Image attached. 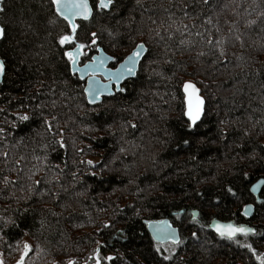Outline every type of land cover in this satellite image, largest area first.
<instances>
[{
	"label": "trees",
	"instance_id": "16d2710c",
	"mask_svg": "<svg viewBox=\"0 0 264 264\" xmlns=\"http://www.w3.org/2000/svg\"><path fill=\"white\" fill-rule=\"evenodd\" d=\"M0 8L3 264L17 262L25 243L32 250L24 264H96L97 249L102 264H260L264 188L256 199L250 186L264 178V0L94 7L90 20L78 21L76 40L90 45L82 62L96 46L115 57L112 67L138 42L147 48L124 91L94 105L63 55L73 45H59L69 29L51 1L2 0ZM185 81L195 82L206 102L192 131L183 114ZM247 203L254 205L248 219L241 214ZM163 218L181 244L152 239L147 222ZM213 219L255 233L221 238L209 228Z\"/></svg>",
	"mask_w": 264,
	"mask_h": 264
},
{
	"label": "snow or ice",
	"instance_id": "6c2138e0",
	"mask_svg": "<svg viewBox=\"0 0 264 264\" xmlns=\"http://www.w3.org/2000/svg\"><path fill=\"white\" fill-rule=\"evenodd\" d=\"M2 2V0H0ZM205 4L208 3V0H203ZM51 5L54 7L55 14L61 17L64 21L67 22L70 28V34H64L59 37V45L61 47L67 45H74L73 50L63 52L64 57H66L67 61L71 66V71L73 74L79 72L80 79H84L85 75L88 76L89 80V87L85 90L89 96V103H95L98 95L102 93V88L93 89V84L96 83L95 76L97 74L105 75L107 79L115 80L119 82L121 79L126 77H133L136 73L137 64L140 62L142 58V53L146 52L147 49L143 43L137 44L130 55L123 60L119 67L110 69L106 66L107 60H115V57H109L103 54V50L97 48L98 52H101L99 56H93L90 58V62L85 64L83 67H80V57L86 56L87 53L84 51L85 48L90 47V45L79 43L76 40L77 31L79 25L76 23L77 19L88 21L94 15V7L98 8L99 10H111L115 6V0H98V4L93 5L90 3V0H51ZM4 9L0 8V12ZM187 15V13H186ZM206 23L211 24V18H209ZM187 29L188 25L183 26ZM6 31L3 27H0V39L5 37ZM197 35H202L201 33H197ZM91 45L97 44V33H91ZM239 39V37H237ZM209 44H212L213 41L209 40ZM216 45H220L221 41L216 40ZM205 53L201 52L199 55L203 56ZM219 56L224 57L226 56V52L223 48L219 50ZM6 71V62L3 59H0V76H3ZM107 87V85L103 86ZM120 91H124V89H120ZM183 93H184V116L187 120V127L190 131L195 130L198 127V124L201 122L203 116L205 115V100L201 95L200 88L197 87L196 83L193 81H185L183 83ZM18 119L21 122H27L30 120L28 115H20ZM55 119V117L53 118ZM47 128L49 131L52 130V124L48 121H45ZM131 127L135 128L136 125L132 124ZM3 129H0L2 132ZM185 144H188L189 141L185 140ZM61 147L64 146L63 142H60ZM5 155H7L5 153ZM88 164L91 165L92 161H88ZM245 178H247V174H245ZM39 184V181H36ZM264 185V179L259 180L255 185H253L251 191L257 192L261 186ZM227 191L235 196L236 193L233 191L232 188H228ZM248 207L246 206L244 209V213L247 214ZM194 216L197 215L196 213L193 214ZM149 227H152L156 232V236L154 237L159 242L160 240H171L173 244L179 245L182 241L179 239V236L176 233V230L171 228V225L168 221H149L147 222ZM108 225H105L107 227ZM17 227H19L17 225ZM215 231L221 238H227L229 240L236 241L238 236L247 237L249 234H254L255 230L246 227L243 225H236L234 223H219L217 222L215 225ZM196 234L193 233V236ZM243 247L248 248L253 255H255V249L252 248L251 244H244ZM32 250L31 245L25 243L24 244V252L21 256L20 261L18 264H24V257L28 255V253ZM161 249L158 246L156 251L159 252ZM109 261L112 260V257L107 258ZM165 260L172 259L171 255L165 256ZM257 259L260 261V264H264V255L257 256ZM0 264H3V261L0 260ZM68 264H76L75 261L69 260ZM96 264H102L99 249H97L96 253Z\"/></svg>",
	"mask_w": 264,
	"mask_h": 264
},
{
	"label": "water",
	"instance_id": "95a60500",
	"mask_svg": "<svg viewBox=\"0 0 264 264\" xmlns=\"http://www.w3.org/2000/svg\"><path fill=\"white\" fill-rule=\"evenodd\" d=\"M51 1V0H50ZM97 4H98V0H97ZM55 12V11H54ZM59 17V16H58ZM59 18H61V17H59ZM62 19V18H61ZM63 20V19H62ZM64 21V20H63ZM78 21H83V20H79V19H77V21H76V23L78 24ZM66 22V21H65ZM66 24H67V22H66ZM67 26H68V24H67ZM0 27H1V25H0ZM68 29H69V33H67V34H70V28H69V26H68ZM1 40V39H0ZM78 42V41H77ZM80 43V42H79ZM140 43H143V42H138L137 44H140ZM136 44V45H137ZM144 44V43H143ZM135 45V46H136ZM145 45V44H144ZM73 48H74V45L72 46V47H70V48H67L65 51H69V50H73ZM97 48H100V49H102L103 50V48L101 47V46H96V48H95V52L89 57V59H87V60H85L84 62H82V57H80V61H81V63H80V67H83L85 64H88L89 62H90V58L91 57H93V56H99V55H101V52H98L96 49ZM135 48V47H134ZM133 48V49H134ZM145 48H146V46H145ZM133 49L130 51V53H128L120 62H118L117 64H116V66H114V67H112L111 65H110V63L112 62V60H107L105 63H106V66L108 67V68H110V69H115V68H117V67H119L120 66V64L123 62V60L124 59H126V57L128 56V55H130L131 54V52L133 51ZM147 49V48H146ZM145 53L146 52H143L142 53V58H141V60L143 59V57H144V55H145ZM103 54L104 55H106V56H109V57H112V56H110L108 53H106L104 50H103ZM141 60H140V62H141ZM139 62V63H140ZM139 63L137 64V68H136V72H137V70H138V66H139ZM69 67H70V71H71V66H70V64H69ZM72 72V71H71ZM73 73V72H72ZM75 75H77V77L80 79V74H79V72H77ZM134 77V76H133ZM133 77H126V78H123V79H121L119 82H117V81H115V80H109V79H107L106 77H105V75H103L102 74V70H101V74H97L96 76H95V81H96V83H94L93 84V89L95 90L96 88H102V93L101 94H99L98 95V98L96 99V102L95 103H89V96H88V94H87V92L85 91L88 87H89V83H88V80H89V78H88V76L87 75H85V77H84V79H80L81 81H84V94H85V97H86V100H87V102H88V104H90V105H94V104H97V103H99V102H101V100H102V98L103 97H106V96H111L114 92H117V91H119L120 90V88H121V85L127 80V79H131V78H133ZM2 78H3V76H0V82L2 81ZM105 85H107V87L105 88V87H103V86H105ZM182 92H183V84H182ZM183 95H184V93H183ZM261 179H264V178H259V179H257L255 182H253L252 184H251V186H250V192H251V194L256 198V199H258L259 198V194H260V192H261V189L262 188H264V185H262L261 186V188L257 191V192H252L251 191V189H252V187H253V185H255L259 180H261ZM246 206H250V207H248V210H247V214H245L244 213V209H245V207ZM253 210H254V205L252 204V203H247V204H245L244 206H243V208H242V210H241V214L245 217V218H250L251 216H252V214H253ZM194 213H196L197 214V212L196 211H193V214ZM194 216V215H193ZM150 221H168V223L171 225V228H173V229H175L176 230V233H177V235L179 236V232H178V229L170 222V220L168 219V218H163V219H160V220H150ZM149 222V221H148ZM217 222H219V223H233V222H231V221H221V220H218V219H213V220H211L210 221V223H209V228L214 232V233H216L217 235H218V233L215 231V227H214V225L217 223ZM235 224V223H234ZM236 225H238V224H236ZM240 225H243V226H246V227H250V226H248V225H245V224H240ZM250 228H252V227H250ZM146 229H147V231H148V233L150 234V236L152 237V239L155 241V242H158L157 241V239H155L154 237L156 236V232L154 231V229L152 228V227H149V224L147 223L146 224ZM179 239H180V237H179ZM165 242H172L170 239L169 240H160L158 243H165ZM23 255V254H22ZM21 255V256H22ZM20 259H21V257L18 259V261H20ZM1 260V259H0ZM18 261L17 262H15V263H13V264H18Z\"/></svg>",
	"mask_w": 264,
	"mask_h": 264
},
{
	"label": "rangeland",
	"instance_id": "374dc122",
	"mask_svg": "<svg viewBox=\"0 0 264 264\" xmlns=\"http://www.w3.org/2000/svg\"><path fill=\"white\" fill-rule=\"evenodd\" d=\"M24 244V243H23ZM7 264H12L11 262H7Z\"/></svg>",
	"mask_w": 264,
	"mask_h": 264
}]
</instances>
